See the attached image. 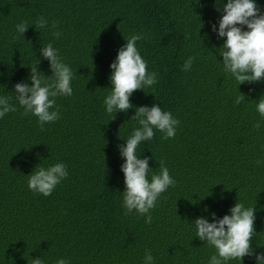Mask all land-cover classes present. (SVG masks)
Masks as SVG:
<instances>
[{"label":"trees","instance_id":"trees-1","mask_svg":"<svg viewBox=\"0 0 264 264\" xmlns=\"http://www.w3.org/2000/svg\"><path fill=\"white\" fill-rule=\"evenodd\" d=\"M256 3L264 13V0ZM218 8L217 0H0V96L16 108L0 118V264H145L146 251L153 264H209L216 249L196 236L194 221L231 215L237 202L255 208L252 247L264 253V117L257 111L264 81L239 85L225 72L226 38L212 29L223 15ZM40 16L48 26L37 29ZM25 21L21 35L16 25ZM133 34L145 37L136 47L157 83L135 91L126 113L109 114L110 65ZM48 43L74 74L73 94L55 98L60 118L41 130L38 117L24 114L14 86L31 85V65L39 60L50 80V61L40 52ZM189 57L195 59L184 71ZM240 95L245 99L236 105ZM154 104L180 123L174 138L154 129L136 150L151 157L149 180L161 162L175 180L147 224L135 210L125 215L118 146L141 127L131 120L136 108ZM57 163L68 176L50 196L29 189L33 172ZM227 264L257 261L246 256Z\"/></svg>","mask_w":264,"mask_h":264},{"label":"clouds","instance_id":"clouds-1","mask_svg":"<svg viewBox=\"0 0 264 264\" xmlns=\"http://www.w3.org/2000/svg\"><path fill=\"white\" fill-rule=\"evenodd\" d=\"M223 15L219 20V26L213 24L212 29L217 32L218 37L226 38L223 44V57L225 72L230 73L239 85L264 81V13L256 0H227V3H219ZM48 26V21L40 16L35 23L37 29ZM58 26L53 21L52 28ZM247 30H244V28ZM29 26L27 22L16 25V31L24 35ZM53 36L59 38L61 33L54 31ZM145 37L133 34L127 38V43L119 49L115 61L110 65L112 75L110 76L112 92L104 100L106 111L111 114L114 111L127 112L133 108L130 97L137 90L150 87L157 83V73L147 71V63L140 55L136 44L138 40ZM19 39V37H14ZM44 59L50 61L52 75L50 80H44L39 71L38 62L31 65L29 79L27 82H19L14 86L17 93L16 99L23 107L24 114L29 113L38 117V124L44 130L46 123L55 122L60 118L59 109L56 107L57 96H71L73 89L71 81L73 72L71 68L62 62L58 50L51 43L40 49ZM195 57H189L184 65V71H190ZM245 99L244 95L237 96L235 104L239 105ZM11 97L0 96V118L7 113L16 111L10 103ZM55 109V110H51ZM51 110V111H50ZM257 111L264 117V96L257 104ZM131 120H138L141 127L136 128L131 137L126 140V145H119V151L124 158L121 171L125 176V191L123 192V206L126 208L125 215L135 210L140 215H147L145 223L151 224L152 216L150 210L155 208L159 196L170 186L175 185V180L170 176L169 170L160 164V173L153 174L148 179L150 172L149 160L151 157L139 158L136 155L138 145L142 141L151 140L154 129L163 133L164 139L174 138L176 126L180 121L173 118L170 112L162 111L160 105L151 107L139 106L136 114ZM257 122L254 127L260 128ZM261 161H257L259 165ZM68 176L67 167L63 163H57L48 168L39 167L33 172L28 180V187L36 193L48 197L55 187ZM207 210V209H206ZM231 215L216 218L212 213L213 222L206 217H198L195 221L196 236L214 246L216 253L210 257L209 264H227L233 259H243L246 256H254L257 264H264V253L257 254L252 247V239L255 236L254 222L256 210L254 207H245L243 203L237 202L231 209ZM145 264H153V256L146 251ZM29 264H44L40 258L29 260ZM56 264H69V261L60 258Z\"/></svg>","mask_w":264,"mask_h":264}]
</instances>
